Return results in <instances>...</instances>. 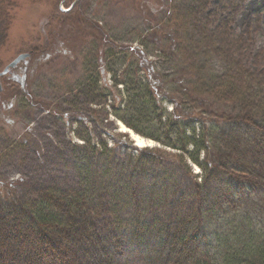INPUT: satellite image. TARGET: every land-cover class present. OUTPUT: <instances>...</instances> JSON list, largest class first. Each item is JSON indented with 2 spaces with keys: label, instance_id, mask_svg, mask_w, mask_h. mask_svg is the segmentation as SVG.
Instances as JSON below:
<instances>
[{
  "label": "rangeland",
  "instance_id": "obj_1",
  "mask_svg": "<svg viewBox=\"0 0 264 264\" xmlns=\"http://www.w3.org/2000/svg\"><path fill=\"white\" fill-rule=\"evenodd\" d=\"M197 2L0 0V67L6 69L33 50L5 74L10 92L4 93L9 100L0 115V198L31 204L46 188L86 186H91L89 192L96 200L111 198L109 192L115 193L104 191L103 177L114 183L121 199L123 183L135 180L143 191L157 184L167 187L169 197L173 190L180 194L190 189L194 180L201 183L204 172L191 160L187 164L196 178L171 164L181 151L163 141L177 138L179 127L167 115L168 123L152 121L160 101L156 104L150 98L147 82L160 85L165 94H177L180 85L190 80L197 51L186 44L183 33L189 32L179 28L188 18L209 42L205 44L207 56L211 54L209 69L221 71L228 60L229 66L239 64L260 74L257 79L264 84V0H202L201 8ZM195 101L185 97L183 113L205 109ZM163 105L170 113L172 105L165 101ZM123 119L146 134L134 131ZM120 123L144 138L146 147L163 151L162 156L141 152L131 135L121 131ZM193 127L200 129L197 123ZM85 137H90V144L84 145ZM105 146L115 153H107ZM98 149L112 165L102 164ZM132 170L133 182L128 180ZM137 199L131 195L129 203L125 198L118 200L114 210L121 216L131 215ZM255 221L252 226L261 234L248 241L252 249L264 236V218ZM243 243H231V249Z\"/></svg>",
  "mask_w": 264,
  "mask_h": 264
},
{
  "label": "trees",
  "instance_id": "obj_2",
  "mask_svg": "<svg viewBox=\"0 0 264 264\" xmlns=\"http://www.w3.org/2000/svg\"><path fill=\"white\" fill-rule=\"evenodd\" d=\"M197 4L201 8L202 0ZM179 28L189 32L183 33L186 44L197 51L195 64L189 70L194 73L180 85L177 94H165L151 80L146 90L156 104H162H157L159 111H154L152 121L168 123L167 115L179 127L177 138L163 141L181 151L171 164L196 178L187 164L191 160L204 172L203 181L194 180L191 188L180 194L173 190V197L168 196L167 187L161 189L159 184L143 191L136 180L123 183V198L128 203L131 195L139 198L133 202L134 212L126 216L114 210L116 201L123 199L122 193L118 196L114 183L110 184L106 177L101 181L102 186L107 183L104 191H114L115 195L109 192L111 198L100 200L89 192L91 186L80 190L46 188L31 204L6 200L1 195L0 264H264V236L257 248L248 246L261 234L253 222L264 218L261 75L239 64L229 66L228 60L221 71L209 69L211 54L207 56L205 47L209 42H205L198 25L185 18ZM214 41L218 45L219 41ZM185 97L195 99L196 104L199 101L205 109L183 113ZM163 101L172 105L170 113ZM123 120L134 131L146 134ZM195 123L199 131L193 127ZM84 140V145L91 142L90 137ZM140 150L155 157L163 153L148 147ZM100 151L96 153L104 158L102 164L112 165ZM105 151L115 153L106 146ZM97 163H101L100 158ZM134 173L132 170L128 180L133 182ZM50 207L53 211L47 212ZM231 243L243 245L232 250Z\"/></svg>",
  "mask_w": 264,
  "mask_h": 264
},
{
  "label": "flooded vegetation",
  "instance_id": "obj_3",
  "mask_svg": "<svg viewBox=\"0 0 264 264\" xmlns=\"http://www.w3.org/2000/svg\"><path fill=\"white\" fill-rule=\"evenodd\" d=\"M75 5L76 4H74V6H72V8H69V11H71L74 7H75ZM47 35V34H46ZM47 39H48V42H49V37H47ZM48 45H49V43H48ZM33 51V50H32ZM32 51L30 52L31 53V55H32ZM45 52H48V50H46V51H44V53ZM30 53H28L29 54V56H31L30 55ZM5 69V66H3L2 68L0 67V73H2V70H4ZM11 71V70H10ZM9 71V72H10ZM5 77H6V75H2V74H0V115L5 111V102L7 101V100H9V98L8 97H6L5 96V94L4 93H6L7 91H6V89H7V85H6V82L4 81V79H5ZM6 91V92H5ZM8 92H10V91H8Z\"/></svg>",
  "mask_w": 264,
  "mask_h": 264
},
{
  "label": "bare ground",
  "instance_id": "obj_4",
  "mask_svg": "<svg viewBox=\"0 0 264 264\" xmlns=\"http://www.w3.org/2000/svg\"><path fill=\"white\" fill-rule=\"evenodd\" d=\"M120 127H121V131L125 133H129L131 135L132 139L135 141L138 147L144 148L149 145L148 142L144 138L134 133L133 130L125 126L123 123H120Z\"/></svg>",
  "mask_w": 264,
  "mask_h": 264
},
{
  "label": "water",
  "instance_id": "obj_5",
  "mask_svg": "<svg viewBox=\"0 0 264 264\" xmlns=\"http://www.w3.org/2000/svg\"><path fill=\"white\" fill-rule=\"evenodd\" d=\"M29 57V54L20 55L14 62H12L2 73V75L6 74L9 71V68L16 67L21 61L25 60Z\"/></svg>",
  "mask_w": 264,
  "mask_h": 264
}]
</instances>
